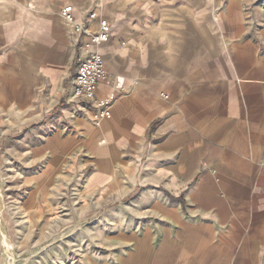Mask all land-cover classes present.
Segmentation results:
<instances>
[{"label":"crops","instance_id":"obj_1","mask_svg":"<svg viewBox=\"0 0 264 264\" xmlns=\"http://www.w3.org/2000/svg\"><path fill=\"white\" fill-rule=\"evenodd\" d=\"M65 6L110 26L98 124L65 106ZM1 233L70 236L53 264H264V0H0Z\"/></svg>","mask_w":264,"mask_h":264},{"label":"built area","instance_id":"obj_2","mask_svg":"<svg viewBox=\"0 0 264 264\" xmlns=\"http://www.w3.org/2000/svg\"><path fill=\"white\" fill-rule=\"evenodd\" d=\"M60 16L72 28L74 46L80 50L75 62L70 95L65 101V106H71L77 112L83 108L92 109L93 120L95 124H98L100 121L110 118L111 107L115 100V94L100 97L97 93L99 84L106 77L104 61L98 53V49L107 42L110 26L105 20L98 19L94 13H91L88 20H97L98 30L89 32L85 24L75 21L71 6L63 7ZM83 37H87V39L84 40ZM115 88L118 91L123 90L121 79L117 80ZM160 96L164 99L168 98L164 94Z\"/></svg>","mask_w":264,"mask_h":264},{"label":"rangeland","instance_id":"obj_3","mask_svg":"<svg viewBox=\"0 0 264 264\" xmlns=\"http://www.w3.org/2000/svg\"><path fill=\"white\" fill-rule=\"evenodd\" d=\"M68 235H61L58 238L51 236H44L43 247L40 250L29 249L26 252L25 258H19L17 251L11 248L4 235L0 234L1 246L3 251L0 250V264H53L52 257L56 254L55 247L57 244L65 242ZM34 247V246H33ZM11 248V250H9ZM32 248V247H31Z\"/></svg>","mask_w":264,"mask_h":264}]
</instances>
